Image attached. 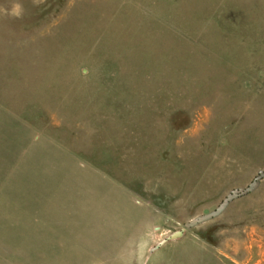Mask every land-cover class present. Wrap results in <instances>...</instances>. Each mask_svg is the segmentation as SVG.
Instances as JSON below:
<instances>
[{"label": "rangeland", "instance_id": "obj_1", "mask_svg": "<svg viewBox=\"0 0 264 264\" xmlns=\"http://www.w3.org/2000/svg\"><path fill=\"white\" fill-rule=\"evenodd\" d=\"M260 170L264 0H0V264H264Z\"/></svg>", "mask_w": 264, "mask_h": 264}, {"label": "water", "instance_id": "obj_2", "mask_svg": "<svg viewBox=\"0 0 264 264\" xmlns=\"http://www.w3.org/2000/svg\"><path fill=\"white\" fill-rule=\"evenodd\" d=\"M264 178V170H260L259 173L257 174V176L250 182V184L245 187V188H238V189H233L230 193H228V195L219 203V205H217L216 208H214L213 210L207 212V213H204L203 215H200L188 222H186L184 225L185 227L189 228L201 221H205V220H208L210 218H213L214 216H217L219 213H221L223 211V209L226 207V205L232 201L234 198H237V197H240L242 195H245L247 193H249L250 191H252L256 184H257V181L259 179H262ZM182 232V230L180 231H177L175 233H173L170 237L171 238H174V237H177L178 235H180ZM158 246V245H157ZM156 246V247H157Z\"/></svg>", "mask_w": 264, "mask_h": 264}, {"label": "clouds", "instance_id": "obj_3", "mask_svg": "<svg viewBox=\"0 0 264 264\" xmlns=\"http://www.w3.org/2000/svg\"><path fill=\"white\" fill-rule=\"evenodd\" d=\"M9 11L13 17L20 18L23 15V6L20 3H16Z\"/></svg>", "mask_w": 264, "mask_h": 264}]
</instances>
